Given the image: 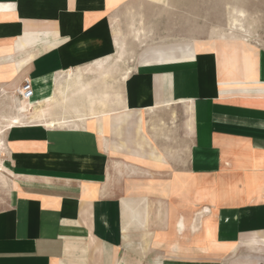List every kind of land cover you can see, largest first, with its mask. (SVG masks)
<instances>
[{
	"label": "crops",
	"instance_id": "0c3cea01",
	"mask_svg": "<svg viewBox=\"0 0 264 264\" xmlns=\"http://www.w3.org/2000/svg\"><path fill=\"white\" fill-rule=\"evenodd\" d=\"M127 1L0 0V100L16 109H0L1 128L21 125L4 135L0 264L158 254L208 263L239 246L264 251V48L135 60L126 78L113 74L95 116L76 90L60 96L70 72L116 54ZM25 80L34 97L20 107ZM175 106L188 116L185 161L160 117L175 122Z\"/></svg>",
	"mask_w": 264,
	"mask_h": 264
},
{
	"label": "rangeland",
	"instance_id": "374dc122",
	"mask_svg": "<svg viewBox=\"0 0 264 264\" xmlns=\"http://www.w3.org/2000/svg\"><path fill=\"white\" fill-rule=\"evenodd\" d=\"M234 8L245 12L243 23L252 33L248 44L264 48V0H129L117 12L119 16L117 23L121 31L116 30V42L119 39L124 43L123 61L115 63V54L110 57L111 59L104 60V64L109 66L113 73L116 71L122 73L133 67L135 60H141V54L146 50L194 43H199L206 50H212L211 45L214 43L218 45L221 41V31L229 29L228 21ZM87 76L91 80L99 79L96 71L88 72ZM5 99L0 100L2 112L12 107L6 103ZM173 110L177 116L175 122L165 114L160 117H163L166 122L165 134L170 140H176L179 155L185 161L186 147L191 142L186 128L188 116L183 107L175 106ZM2 112H0V120L7 121L6 113ZM9 124L8 128L17 127L9 126ZM157 142L161 146L172 145L171 141L168 143L160 138H157ZM7 195L8 188L0 186V197ZM157 262L167 264L160 254L157 260H138L133 261L132 264H156ZM250 262L263 263L264 251L253 252L244 246H239L235 252L225 254L217 261L173 264H248Z\"/></svg>",
	"mask_w": 264,
	"mask_h": 264
},
{
	"label": "bare ground",
	"instance_id": "6f19581e",
	"mask_svg": "<svg viewBox=\"0 0 264 264\" xmlns=\"http://www.w3.org/2000/svg\"><path fill=\"white\" fill-rule=\"evenodd\" d=\"M112 1L122 2L124 0H110V2H112ZM244 19H245V12L243 10H238V9L234 8L233 11L230 13V17H229V21H228V25H229L228 28L229 29L227 31L222 30L220 33V39H221L220 43L218 45H216L214 43L211 45V47L213 49L216 48V51L219 50L218 46H231L232 48H234L233 46H237L238 50H243V51H246L249 47H251V45L248 44L249 43L248 39L251 37L252 33L250 32V30L246 29V27L243 23V21H245ZM213 34H215V32H213ZM123 44L124 43L122 41H120L119 39L117 40V53H116L115 59H114L115 63H118L119 61H123V55H124V53H123L124 45ZM199 45H200L199 43H194L192 45L189 44V45H183V46H179V47L158 48V49L146 50V51L142 52L140 61H142V60H149V61L166 60V59L175 58L178 56H184V55L188 54V52L190 50H195V49L201 50ZM205 50L206 49H204V51ZM130 70H131V67H130V69H126L124 71V73L121 74V77L126 78L129 75ZM90 71H93V72L96 71L99 75V79L91 80V78H89L87 76V73ZM116 73H118V72L116 71ZM113 74L114 73H113V71H111L109 66L104 64V61L97 62L95 65H92V66L85 68V69L83 68V69H78L76 71H72L69 73V78L73 79V82L70 85H67L66 89H64V90L60 86L61 87L59 89V92L61 94L60 96H64L65 95L64 92H67V90L68 91L71 89L76 90L81 97L82 109L83 108L88 109L89 114L92 116H95L97 114L95 112V107L97 105L105 107L106 102L108 100H110V97H111L110 91L108 93L107 90H109V89L112 90V89H111L110 85L108 84V81H109V79L112 78ZM65 76H66V74H65ZM59 82H61V81H59ZM92 82H94V83H92ZM24 102H26V101H24ZM24 102L19 101V103L21 105L20 107H22ZM110 102H111V100H110ZM20 107H19V109H20ZM77 109H79V108L75 107V110H77ZM98 109H101V108H98ZM23 110H25V109H23ZM104 110H106V109H104ZM101 113H102V110H101ZM109 113H110V110H109ZM44 116H45L44 114L41 116H38V119H41V118L43 119ZM34 117L37 118V116H34ZM36 118H34V119H36ZM2 122L3 121L0 120V142L2 140V128H1ZM18 122H20V121L18 118H16L15 122L10 123L9 126L20 125ZM50 126L51 125H48V127H50ZM2 162H3L2 159H0V186L5 187L8 183H7V179H6L5 175L2 172V169H3L1 167L3 164Z\"/></svg>",
	"mask_w": 264,
	"mask_h": 264
},
{
	"label": "built area",
	"instance_id": "2783aa9c",
	"mask_svg": "<svg viewBox=\"0 0 264 264\" xmlns=\"http://www.w3.org/2000/svg\"><path fill=\"white\" fill-rule=\"evenodd\" d=\"M15 96L22 102H30L31 99L34 97V90L31 82L29 80H25L22 86L16 91ZM19 126V125H16ZM9 128H2V140L0 142V159H3V153L6 151V142L4 140V135L6 131L11 129ZM2 169V168H1Z\"/></svg>",
	"mask_w": 264,
	"mask_h": 264
}]
</instances>
